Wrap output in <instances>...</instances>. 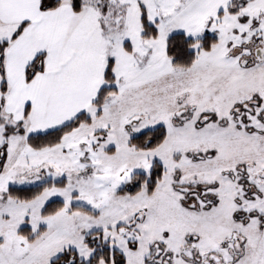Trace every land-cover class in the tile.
Masks as SVG:
<instances>
[{
    "label": "snow or ice",
    "instance_id": "6c2138e0",
    "mask_svg": "<svg viewBox=\"0 0 264 264\" xmlns=\"http://www.w3.org/2000/svg\"><path fill=\"white\" fill-rule=\"evenodd\" d=\"M0 264H264V0H0Z\"/></svg>",
    "mask_w": 264,
    "mask_h": 264
}]
</instances>
